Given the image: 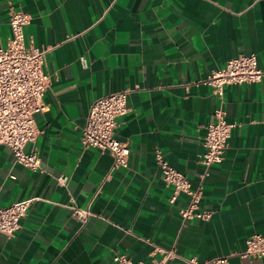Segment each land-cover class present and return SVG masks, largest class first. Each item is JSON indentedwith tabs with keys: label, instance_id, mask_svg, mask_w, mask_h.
<instances>
[{
	"label": "crops",
	"instance_id": "1",
	"mask_svg": "<svg viewBox=\"0 0 264 264\" xmlns=\"http://www.w3.org/2000/svg\"><path fill=\"white\" fill-rule=\"evenodd\" d=\"M13 11L28 12V44L47 49L48 106L35 114L42 171L15 161L0 143V207L31 199L14 236L0 234V264H114L122 253L154 264H264L243 258L247 239L264 234V76L204 82L230 58L255 53L264 70V0H0V46L12 38ZM128 90L116 136L129 165L113 169L109 150L81 142L91 104ZM222 107L234 126L224 160L207 169V126ZM160 152L201 186L209 220H184L190 196L167 186ZM66 177V184L59 179ZM89 208L85 221L69 208Z\"/></svg>",
	"mask_w": 264,
	"mask_h": 264
},
{
	"label": "built area",
	"instance_id": "2",
	"mask_svg": "<svg viewBox=\"0 0 264 264\" xmlns=\"http://www.w3.org/2000/svg\"><path fill=\"white\" fill-rule=\"evenodd\" d=\"M31 15L24 11H13L10 16L12 38L6 47L0 46V143L8 145L15 161L33 171H42V160L36 149L28 150L38 135L35 114L45 111L44 94L49 85L50 76L44 69L47 49L28 44L25 28L31 22ZM264 70L259 67L255 53L230 58L224 67L217 69L204 81L222 95L228 84L255 83L262 80ZM128 90L111 93L95 100L90 107L81 142L84 147H97L109 150L114 157L113 169L126 168L129 165L130 148L116 136L118 119L128 111ZM234 124L226 119V112L220 106L215 110L213 121L207 126L204 143L207 147L201 162L207 169L224 160L230 145ZM157 163L167 186L174 188L170 200L185 192L190 196L188 205L181 209L184 220L199 218L209 220L212 211L200 208L203 195L202 187H192L189 178L177 168L171 166L160 152L156 154ZM61 184L68 179L61 177ZM32 200H22L6 207H0V234L8 237L15 235L20 228V220L26 215ZM72 215L85 222L92 214L89 208H82L72 202L69 204ZM246 250L240 253L243 258L264 257V234H254L247 239ZM162 254L154 264H165L176 257L172 250L156 248ZM189 264H201L196 258ZM228 257L221 256L208 260L204 264H227ZM114 264H147L133 261L127 255L116 253Z\"/></svg>",
	"mask_w": 264,
	"mask_h": 264
}]
</instances>
